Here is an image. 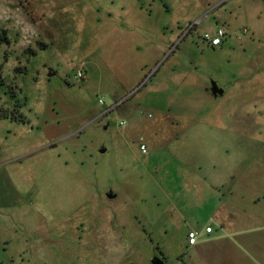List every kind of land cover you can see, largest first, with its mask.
Masks as SVG:
<instances>
[{
	"label": "rangeland",
	"instance_id": "obj_1",
	"mask_svg": "<svg viewBox=\"0 0 264 264\" xmlns=\"http://www.w3.org/2000/svg\"><path fill=\"white\" fill-rule=\"evenodd\" d=\"M0 29V264H172L176 204L264 214V0H0Z\"/></svg>",
	"mask_w": 264,
	"mask_h": 264
},
{
	"label": "crops",
	"instance_id": "obj_2",
	"mask_svg": "<svg viewBox=\"0 0 264 264\" xmlns=\"http://www.w3.org/2000/svg\"><path fill=\"white\" fill-rule=\"evenodd\" d=\"M210 190L225 195L217 185L190 187L193 198L209 199ZM221 197L208 204L186 202L184 211L175 205L168 238L169 247L176 251L172 264H264V214ZM203 215H209L208 219L203 220ZM207 227L212 230L207 231ZM190 231L198 232L194 244L188 241Z\"/></svg>",
	"mask_w": 264,
	"mask_h": 264
},
{
	"label": "built area",
	"instance_id": "obj_3",
	"mask_svg": "<svg viewBox=\"0 0 264 264\" xmlns=\"http://www.w3.org/2000/svg\"><path fill=\"white\" fill-rule=\"evenodd\" d=\"M226 34H227V33H226L225 29H223V28H218V29L216 30V32L213 33V34L206 33V34L204 35L203 38H204V40L207 41L210 45L216 47V46H219L220 44L223 43ZM77 77H79V78L82 79V80H83V79H86V78H87V73H86V71H85L83 68H81V69L78 70V72H77ZM101 102H102V100H101ZM121 124H125V122H124V121H121ZM141 148H142V150H143L144 152L147 151L145 145H142ZM211 230H212L211 227H207V231H211ZM197 237H198V232H197V231H190V232L188 233V241H189V243H190V244H194V243H196V241H197Z\"/></svg>",
	"mask_w": 264,
	"mask_h": 264
},
{
	"label": "water",
	"instance_id": "obj_4",
	"mask_svg": "<svg viewBox=\"0 0 264 264\" xmlns=\"http://www.w3.org/2000/svg\"><path fill=\"white\" fill-rule=\"evenodd\" d=\"M52 74L53 73L50 72V75H52ZM211 84H212L211 91L214 95L224 93V89L221 88L215 80H212ZM103 151H105V150H103ZM107 196H109L110 198H113V197H115V194L113 192H110L107 194ZM151 262H152V264H166L165 260L159 256H155Z\"/></svg>",
	"mask_w": 264,
	"mask_h": 264
},
{
	"label": "flooded vegetation",
	"instance_id": "obj_5",
	"mask_svg": "<svg viewBox=\"0 0 264 264\" xmlns=\"http://www.w3.org/2000/svg\"><path fill=\"white\" fill-rule=\"evenodd\" d=\"M211 87H212V85H211ZM207 89H209V88L207 87ZM114 100L115 101L112 102L111 106L109 107L108 113H106L107 111L106 112L101 111L98 114H96V116L94 118L95 122L96 121H101L104 118H107L110 113H112L113 111H115V109H117V108H119L121 106V102H122L121 100H119V99L118 100L114 99ZM110 192H112V191H110ZM110 192H107V194L110 193Z\"/></svg>",
	"mask_w": 264,
	"mask_h": 264
},
{
	"label": "trees",
	"instance_id": "obj_6",
	"mask_svg": "<svg viewBox=\"0 0 264 264\" xmlns=\"http://www.w3.org/2000/svg\"><path fill=\"white\" fill-rule=\"evenodd\" d=\"M8 38H9V36H8V33L6 32V30L5 29H0V39H3L5 41H8ZM16 102H17V104L19 106H22L23 105V103L20 100H16ZM11 111H18V109L16 107H15V109H12V110L7 109L6 110V116H10L11 114H9V112H11ZM11 117L12 118H15V119H18V120H23V118H24L20 114L19 115H11Z\"/></svg>",
	"mask_w": 264,
	"mask_h": 264
}]
</instances>
